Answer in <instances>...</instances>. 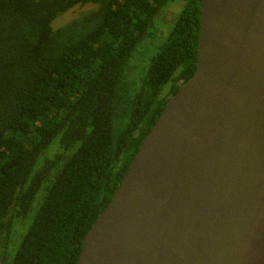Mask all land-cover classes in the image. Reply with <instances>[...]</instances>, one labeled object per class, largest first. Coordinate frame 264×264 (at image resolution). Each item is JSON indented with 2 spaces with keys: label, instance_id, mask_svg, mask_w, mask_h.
<instances>
[{
  "label": "trees",
  "instance_id": "1",
  "mask_svg": "<svg viewBox=\"0 0 264 264\" xmlns=\"http://www.w3.org/2000/svg\"><path fill=\"white\" fill-rule=\"evenodd\" d=\"M170 2L176 19L131 80V56ZM199 15L200 0H0V264L76 263L141 139L195 69Z\"/></svg>",
  "mask_w": 264,
  "mask_h": 264
},
{
  "label": "water",
  "instance_id": "2",
  "mask_svg": "<svg viewBox=\"0 0 264 264\" xmlns=\"http://www.w3.org/2000/svg\"><path fill=\"white\" fill-rule=\"evenodd\" d=\"M75 264H264V0H200L195 69Z\"/></svg>",
  "mask_w": 264,
  "mask_h": 264
},
{
  "label": "rangeland",
  "instance_id": "3",
  "mask_svg": "<svg viewBox=\"0 0 264 264\" xmlns=\"http://www.w3.org/2000/svg\"><path fill=\"white\" fill-rule=\"evenodd\" d=\"M87 8H92V4L88 5H76L73 8L59 14L55 20H53L54 26H59L61 24H64L68 22L70 19L74 18L78 14H80L83 10ZM180 10V5L176 2H170L169 4L165 5L163 9L161 10L160 14L156 18V24H157V32L153 37L148 39L149 41L143 42L139 44V47L134 52L133 56H131L128 70L130 74L131 80H137L138 78H141L144 71L146 70L151 56L158 50L160 44L164 40L168 30L171 28V26L174 23V20L176 19V16ZM160 16V17H159ZM52 25V26H53ZM160 26V29H159ZM167 85L164 86V88ZM46 185V183H44ZM43 189H41L40 192L37 193L35 200L33 202V207L36 206L37 201L39 198H41ZM27 216V226L32 218V215ZM27 228V227H25ZM24 228V229H25ZM20 241V238H19ZM18 241V243H19ZM17 243V245H18ZM14 253V252H13ZM1 259V255H0Z\"/></svg>",
  "mask_w": 264,
  "mask_h": 264
}]
</instances>
